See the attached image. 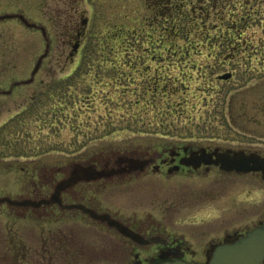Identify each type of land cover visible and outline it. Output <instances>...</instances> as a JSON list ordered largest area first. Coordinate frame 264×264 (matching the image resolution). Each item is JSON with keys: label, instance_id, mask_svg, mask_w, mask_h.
<instances>
[{"label": "rangeland", "instance_id": "rangeland-1", "mask_svg": "<svg viewBox=\"0 0 264 264\" xmlns=\"http://www.w3.org/2000/svg\"><path fill=\"white\" fill-rule=\"evenodd\" d=\"M156 5L154 0H0V15L22 14L43 26L50 44L33 82L0 95V198H16L26 187L23 170L34 165L45 184L53 167L62 169L54 176L61 181L75 165L111 169L123 158L146 160L187 144L264 151V124L247 123L263 114L258 110L264 105V0H172L165 11ZM244 17L252 25L248 29ZM111 47L117 54H108ZM44 49L40 31L17 19L0 21V91L27 80ZM246 56L258 58L243 60ZM225 72L233 77L217 80ZM60 86L89 95L78 104L82 110L75 119L57 120L47 93ZM57 122L68 125L60 136ZM93 187L111 213L172 220L168 225L195 250L186 253V262L205 263L207 241L250 230L264 218V183L253 175L211 173L201 180L148 167ZM45 221L34 227L0 205V264L10 263L8 228L56 232L53 264H66L68 251L104 255L105 264L111 257H128L123 250L130 244L107 229L97 237L82 219L58 214L52 224ZM70 231L74 250L64 239Z\"/></svg>", "mask_w": 264, "mask_h": 264}, {"label": "flooded vegetation", "instance_id": "flooded-vegetation-1", "mask_svg": "<svg viewBox=\"0 0 264 264\" xmlns=\"http://www.w3.org/2000/svg\"><path fill=\"white\" fill-rule=\"evenodd\" d=\"M244 21L246 22L243 25L244 29L252 26L249 20H245V17ZM246 42L247 37L243 40V43L246 44ZM255 58L257 59L258 57L246 56L243 60L251 61ZM260 59L264 61L263 56ZM223 75H229L226 81L233 77L232 72H225L218 75L217 80L222 82L223 80L219 77ZM158 81V78L155 77L153 81L155 83L154 91H157ZM160 88L163 93L165 91L163 82L160 83ZM260 98L264 99V96L262 95ZM258 111L264 114V105ZM263 114L261 119L253 116L247 123L251 122L255 126H262L264 124ZM234 154L247 156L256 154L264 157V151L256 149H224L218 146H195L187 144L170 149H163L161 153L147 158L148 163L143 171L148 167H151L156 172H159L161 168H165V172L168 175L182 173L187 177H199L201 180L207 179L211 173L219 177L253 175L264 183V176L260 172L246 175L236 174L234 172L226 173L220 170L219 166L206 165L204 163V158L208 156H212V160H215L216 156L219 155L233 157ZM212 160L210 159V161ZM186 164L190 166H185ZM88 165H92L97 169L95 164ZM192 165H195L196 168H193ZM119 169L127 171L129 170V166ZM49 170L47 183L41 184L38 181L40 177V169L38 166L34 165L31 169H24L23 173L26 179V187L20 191L16 198L2 197L6 201L0 202V205H5L10 210V213H14L18 219L28 218L32 222H35L34 227L37 228H39L41 220L48 219L45 223L50 224L51 220H55L57 215L60 214V216L70 217V219L85 220L87 225L90 228L92 227L91 232L96 234L97 237H102L104 230L107 229L108 233L120 237L130 244L128 249L123 250L128 251V257L125 259L119 255L111 257L112 259L107 260L108 264H162L165 262L184 260L188 251H195L177 227L168 225V223H172V220H170L171 222H166L165 218H162V220L156 219L150 214L146 217H138L134 214L123 216L118 215L116 212L111 213V211L102 208L100 201L97 199L98 193L95 192L96 188L93 185L95 186L114 178H124L131 174L123 172L112 178L85 181L81 178L79 167L75 165L64 179L56 181L54 176L61 172L62 169L53 167ZM102 186L104 187V185ZM166 208H168V211L173 209L171 204H168ZM263 221L264 218L258 219L257 224ZM7 230L5 237L9 253L6 255L10 261L9 264H53L54 252L56 251L57 245L56 232L39 231L37 233H29L27 231L16 233L11 228ZM247 231L224 232L221 240L215 241L211 239L207 241L206 247L203 249L205 251L204 262H206L207 257H210V252L214 251L216 246L230 243L244 235ZM124 233H128L130 236H124ZM73 234L74 232L70 231L69 235L64 237L70 250H74L75 246ZM29 240H33V242L31 243ZM67 254L66 264H105L106 261L104 255L85 257L83 251L77 255H74L71 251H68ZM262 264H264V261Z\"/></svg>", "mask_w": 264, "mask_h": 264}, {"label": "water", "instance_id": "water-1", "mask_svg": "<svg viewBox=\"0 0 264 264\" xmlns=\"http://www.w3.org/2000/svg\"><path fill=\"white\" fill-rule=\"evenodd\" d=\"M19 20L26 28L36 29L40 31L44 41L45 49L42 55H40L30 73V77L27 80L13 82L7 91H0V95H10L13 88L22 85H29L33 82L36 73L39 71L42 61L47 57L49 53L50 44L48 42L46 29L43 26L36 25L35 23L29 22L22 14H2L0 15V21L5 20ZM86 20L82 21L85 24ZM78 43L76 42L72 46V52L77 51ZM229 75H223L219 77L220 79L226 80ZM212 160V156L204 158V163L206 165L219 166L220 170L236 174H248V173H258L260 172L264 176V157H260L256 154L239 155L234 154L233 157H227L226 155L216 156L215 160ZM148 160L123 158L117 164L116 168H100L95 169L91 165H80L79 171L81 178L85 181L96 180L100 178H112L115 175L132 173H140L144 170L147 165ZM129 166V170L125 171L119 169L121 167ZM185 166H190L186 164ZM196 168L195 165H192ZM6 201L5 198L0 199V202ZM124 236H130L128 233H124ZM264 260V222L259 223L253 229L248 231L245 235L240 238L233 240L230 243L218 245L215 247L214 251L210 252V257H207L206 263H190L182 260H176L172 262H165L162 264H261Z\"/></svg>", "mask_w": 264, "mask_h": 264}, {"label": "trees", "instance_id": "trees-1", "mask_svg": "<svg viewBox=\"0 0 264 264\" xmlns=\"http://www.w3.org/2000/svg\"><path fill=\"white\" fill-rule=\"evenodd\" d=\"M75 3L76 1L73 0ZM157 5H156V8H164V11L165 10H171V1L172 0H154ZM160 2V3H158ZM169 15V14H168ZM101 50V55H102V49ZM113 50L114 52H116L117 54V50L114 49L113 47H111L108 51V54L109 55H112L113 53ZM124 51V54L129 57L128 55L130 54L128 52V49H127V52L126 49L123 50ZM113 72H116L115 69H112ZM83 72V69H79L76 71V77L80 76V73ZM124 79H127L129 80V78L124 75L123 76ZM111 81H114V82H117L118 79H116L115 77H111L110 78ZM69 86V85H67ZM65 86H60V88H56V89H51L50 91H48V98L53 102L55 103V108H56V111L55 113H57L58 115V121H60L61 118H76L77 116V112L78 111H81L82 110V107L78 104H82L80 102H83L84 98H89V95H84L86 97H83L78 91L77 92H69L68 90H66V88H64ZM70 101V102H69ZM57 104V106H56ZM139 114H143L142 112L140 113H131V116L130 118L133 119V120H136V118L139 116ZM70 118V119H71ZM58 125V133L56 136H60L59 133L64 129V128H67V124H64L62 123V125L60 126V123L57 122ZM73 126V125H72ZM70 124H69V127L71 128L72 127ZM60 128V129H59ZM26 135H28V133H26Z\"/></svg>", "mask_w": 264, "mask_h": 264}]
</instances>
